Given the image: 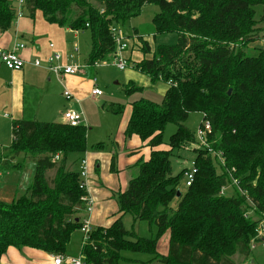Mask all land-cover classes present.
<instances>
[{
    "label": "trees",
    "instance_id": "obj_1",
    "mask_svg": "<svg viewBox=\"0 0 264 264\" xmlns=\"http://www.w3.org/2000/svg\"><path fill=\"white\" fill-rule=\"evenodd\" d=\"M23 1L30 17L39 11L49 23L89 29L87 61L91 64L113 54L111 25L139 14L146 2L159 6L152 18L154 33L176 34L174 44L156 43L153 49L141 36L137 38L139 46L128 41V47L137 46L142 55L134 68L167 86L160 104L143 97L130 103L124 136H138L150 147L149 156L137 162L138 173L127 188L114 193L120 216L107 227H91L80 248L84 264L128 262L123 256L126 251L151 256L138 264H236L231 259L233 253L249 257L250 241L264 216V46L254 55L244 53L241 47L257 31L254 7L262 6L264 21V0ZM14 16L11 0H0V31L10 28ZM141 90L133 82L125 89L127 95ZM112 110L122 113L123 108L116 105ZM190 112L202 114L199 126L203 120L209 121V147L195 148L196 172L182 192L179 182L186 168L172 174L169 156L174 148L197 143L183 124ZM168 123L176 124V130L167 149L159 148L164 145ZM85 138L83 124L11 121V143L0 158V171L21 168L27 159L33 162L34 172L22 193L10 202L0 200V258L10 246L51 254L65 252L87 209L83 179L78 170L65 165L69 155L86 150ZM209 149L222 152L225 158L219 173ZM20 154L23 159L17 161ZM231 168L234 171L228 174ZM50 169L55 170L52 179L46 176ZM110 171H115L114 155ZM230 176L237 183L232 184L229 196L221 189L226 188ZM176 200L173 209L170 204ZM248 209L256 219L244 216ZM126 213L133 222L155 225V237L126 229L121 220ZM165 233L168 247L163 254L157 250V242Z\"/></svg>",
    "mask_w": 264,
    "mask_h": 264
},
{
    "label": "crops",
    "instance_id": "obj_2",
    "mask_svg": "<svg viewBox=\"0 0 264 264\" xmlns=\"http://www.w3.org/2000/svg\"><path fill=\"white\" fill-rule=\"evenodd\" d=\"M11 4L15 16L10 28L3 32L0 31V46L9 48L15 42L24 43L25 46L20 50L19 54L26 62L23 67L18 70H11L0 64V116L5 118L4 113H7L10 126L11 121L18 118L25 120H40L42 117L48 122H64L62 116L64 110L68 108H79L81 107V101H84L87 97H93L90 95V90L93 85H97L93 81L94 78H92L91 81L90 70L95 66L87 61V56L83 57L82 54L79 53V49L78 52L74 54L73 58H69L73 46L76 45L78 47L76 43L78 30L49 23L42 17L39 11H35L33 13L34 16L30 17L24 5L21 7L20 15H17V0H11ZM138 36L140 35L134 32L130 35V38L133 37V40H129H131L132 43H137ZM49 43H53V48L48 46ZM53 50H57L63 55L61 62L64 64L78 62L88 64V66L76 74H66L57 78L44 66H35L32 64L34 58H39L42 64L45 65V57L52 53ZM111 56H113V54ZM124 56L126 59L129 58L127 62H132V65L142 57L138 47L135 45L132 46V44L124 51ZM103 61L105 60L100 61V63ZM156 81L146 80V83L140 85L133 78H129L127 83L133 82L135 85L142 87L144 93L148 91L154 94H164L167 84L164 83L165 86L163 88L155 87ZM64 89H67L71 94V99H67V105L66 101L63 99L65 96L62 95ZM135 93L129 96L130 102L128 103L127 110L124 108L122 113H120L122 123H119L118 131L111 141V146L108 149L96 148L97 152H92L91 155L88 153V156L91 158L88 164V171L92 172L93 176H97V182L100 185H98L99 190L93 191L91 188L92 178L87 175V178L83 180V182L86 183L84 184V188L90 206L88 210L82 213V217L88 220L91 227H107L120 216V214L117 213L118 205L114 193L123 191L127 188L129 180L133 178L134 170L138 173L137 162L139 160H146L149 156L150 147L146 146L138 136L132 135L129 138H125L123 133L130 115V103L141 98H132V95ZM143 98L147 97L143 96ZM48 119L52 120L49 121ZM104 150H107V152H102ZM85 152L86 151H84V153ZM101 152L103 155L109 156L108 174L111 176L113 183L109 180H105L107 181V185L100 180L101 177L98 178L101 176L99 172L101 171L102 164L98 158ZM112 155H114L115 159L114 172L110 171V158ZM21 159H23V156ZM33 172L34 165L33 162L29 160L24 161L21 168L0 171V200L10 202L17 197L20 192L22 193L30 184ZM92 198L98 201L99 204L97 206H95ZM104 204L110 205L109 209L104 211L105 217L107 218L106 222L99 220L100 216L104 217L101 213ZM80 244L82 245V238ZM126 252H123V256L129 261L122 262L121 264H138V261H145L139 258H133L126 254ZM54 255L62 256V262L60 264H72L69 261L70 258L64 259L62 254H51L28 246L8 247L0 258V264H54ZM78 257L81 256L79 255Z\"/></svg>",
    "mask_w": 264,
    "mask_h": 264
},
{
    "label": "rangeland",
    "instance_id": "obj_3",
    "mask_svg": "<svg viewBox=\"0 0 264 264\" xmlns=\"http://www.w3.org/2000/svg\"><path fill=\"white\" fill-rule=\"evenodd\" d=\"M92 3H95L94 0H90ZM254 24L253 27L257 29L256 33L252 36L253 38H248V42H246L241 48L244 53L249 55H254L259 52L258 47L264 46V21L261 20V12H262V6H256L254 7ZM159 12V6L151 3L146 2L140 7L139 14L123 21L120 23L121 30L125 35H132V33H137L140 36H142L144 39H147V41L150 44V48L153 49L154 44H174L176 40V34L167 32V33H154V27L152 24V18ZM73 13L69 14L70 18H73ZM155 35V36H153ZM77 45L78 49L80 50L79 53L82 54L83 57L88 55V51H90V31L87 28L78 30L77 35ZM133 37L129 38L131 40ZM130 40V41H131ZM139 42V41H138ZM139 46V44H138ZM88 52V53H87ZM113 56H108L105 61L101 62L100 64H97L92 70H90L91 75V81L92 78H95V83L97 87L102 92V95L93 98V97H87L84 101H81L79 108H71L73 110H76L78 112H81L83 115V122L82 124L86 127V152L81 154H72L67 157L66 161V169H75L80 172V159L84 157L86 163H87V171H86V177L81 179H86L87 175L92 178V184L91 188L93 191L99 190V183L97 182V176H93V173L88 171V164L90 163V157L92 152H97L96 148L103 149V148H109L111 146V141L113 140L114 136L116 135V132L118 131L119 123L121 122L122 118L120 113H114L112 108L116 105L122 106V108L127 110V106L129 101V96L126 94V85L129 78H133L138 84H144L147 81H151V78L149 75L139 72L134 66L132 65V62H128L126 67L122 70L118 69L114 64ZM93 83V82H92ZM150 84V83H149ZM165 84L161 80L156 81L155 87H164ZM151 87V85H150ZM146 91V90H145ZM135 93V92H133ZM162 93V92H161ZM132 94V93H131ZM146 91L144 93V90L136 91L135 94L132 95V98H139V97H147L150 100L154 101L157 104L161 103V100L163 98V94L160 95L154 94ZM63 95V94H62ZM64 101H66L67 105V99L63 98ZM70 100V99H69ZM65 106V105H64ZM129 109V108H128ZM130 111V109H129ZM43 116V115H42ZM0 116V158L1 154L4 152V148H8L11 143V126L10 121L8 120V116ZM5 119V120H4ZM46 119H41L39 121H45ZM51 121L52 119H48ZM202 120V114L200 112H190L188 114V117L186 121L183 122V124L192 132L195 136L196 131L198 130L199 122ZM5 122V123H3ZM51 122H57V121H51ZM61 122V121H60ZM122 123V122H121ZM176 124L174 123H168L165 126L164 132H163V144L164 145H158L159 148L167 149V145L170 141V135L175 132L176 130ZM204 140H206V133L204 134ZM207 141V140H206ZM200 147L197 144H189L184 147L174 148L169 156L170 163H171V172L172 174H177L181 169L183 168H190L191 167V161L195 157V148ZM209 147V146H208ZM93 148V149H91ZM210 157L213 162V164L216 167V171L219 173L221 171V168L224 167L225 164V158L222 154V152H215L213 150H210ZM102 152H107V150H104ZM101 152V155L98 157L100 160L101 171L99 172L101 176L100 180L107 185V181L109 180L113 183L111 180V176L109 173V156L103 155ZM89 153V154H88ZM84 154V156H83ZM57 155L60 157L61 153H57ZM22 155L16 157V160L21 161ZM28 161V160H25ZM88 161V162H87ZM105 167V168H104ZM227 171V170H226ZM231 171H234L233 168H231L230 172L228 171V174H231ZM55 170L50 169L46 172V176L48 179H52L54 175ZM137 175L136 170H134L133 177ZM234 178L232 176L229 177V180L227 181L226 188L223 189V193L226 195H231L233 193L231 184V181ZM108 181V183H109ZM81 183V182H80ZM86 184L83 182V185ZM100 186V185H99ZM185 178L184 176L181 177L179 182V190L185 191ZM122 190V189H121ZM241 190V189H238ZM21 193V192H20ZM19 193V194H20ZM18 196V195H17ZM94 200L95 206H97L99 203L95 198H92ZM177 201H173L170 204V207L173 209L176 208ZM110 205H103L102 214L104 217L100 216L99 220L102 222H106V217L104 214V211H107L109 209ZM245 214L247 216H251V219H256V216L253 215L251 209H248ZM245 216V215H244ZM246 217V216H245ZM124 227L126 229H132L134 230L139 236L142 237H155L156 235V226L152 225L149 226L146 221H136L133 222V219L130 214L126 213L123 215V218L121 219ZM71 238H69L65 252L61 253L63 255L64 259L68 258H74L78 257L80 255V243L82 238V233L80 230H75L70 235ZM253 240V239H252ZM251 240V241H252ZM250 241V243H251ZM168 247V233H165L157 242V250L160 253H166ZM255 248L251 249V254L249 257H244L243 255H240L239 253H233L231 255V259L236 264H248L251 262L252 264H264V242H255ZM129 256L133 258H139L142 260H147L151 256L144 253H137V252H126ZM152 264H161L158 261L152 262Z\"/></svg>",
    "mask_w": 264,
    "mask_h": 264
},
{
    "label": "built area",
    "instance_id": "obj_4",
    "mask_svg": "<svg viewBox=\"0 0 264 264\" xmlns=\"http://www.w3.org/2000/svg\"><path fill=\"white\" fill-rule=\"evenodd\" d=\"M18 3V10L17 15H20L21 13V7L24 5L23 0H17ZM110 32L114 41L115 50L113 52V58H114V65L122 70L127 65V59L124 56V51L128 47V41L129 38L128 35H125L122 30L120 24H114L110 27ZM24 43L22 42H15L13 45L9 48L1 47L0 46V64L4 65L8 69L11 70H18L23 67L25 64V60L20 56L19 52L22 48H24ZM48 46L50 48H53V43H49ZM78 52V47L76 45L73 46L71 53L69 54V58H73L74 54ZM63 58V55L57 51L53 50L52 53L48 54L45 57V65L42 64V61L39 58H34L32 60V64L35 66H44L47 70L52 72L57 78L62 77V75L66 74H76L79 71H81L83 68L87 67L88 64L84 63H78L73 62L71 64H64L61 62V59ZM97 64H100V61L94 62L92 65L96 66ZM95 81V78L93 79ZM102 92L100 89L93 85V87L90 90V95L93 97L101 95ZM63 95L66 99H71V94L67 89H64ZM4 116H8L7 113H4ZM64 122L76 126L79 124H82L83 122V115L81 112H78L73 109H66L62 113ZM210 131V123L207 120L202 121V125L198 126V130L196 131L195 138L197 141V145L202 147H208L206 140H204V134ZM196 172V168L194 167L193 160L191 161V167L186 168V170L183 173V176L185 178V186H189L191 182L193 181L194 173ZM79 175L81 178H84L86 176V161L84 158L80 160V172ZM237 181L233 179L231 181V184L236 185ZM224 187L221 189L223 191ZM84 200H86L87 203V209H89L90 202L88 197H84ZM247 216L246 214H244ZM91 229V226L88 222V220L84 219L80 231L82 232V244L86 241L88 233ZM256 234L255 239H253L250 243V249H254L255 242H264V216L260 218L257 222L256 228H255ZM69 261L72 264H83L81 257L77 258H71ZM62 262V256L61 255H54L53 256V263L54 264H60Z\"/></svg>",
    "mask_w": 264,
    "mask_h": 264
},
{
    "label": "water",
    "instance_id": "obj_5",
    "mask_svg": "<svg viewBox=\"0 0 264 264\" xmlns=\"http://www.w3.org/2000/svg\"><path fill=\"white\" fill-rule=\"evenodd\" d=\"M229 92H230V91H228V93H229ZM179 193H180V192H179V191H177V196H179Z\"/></svg>",
    "mask_w": 264,
    "mask_h": 264
}]
</instances>
